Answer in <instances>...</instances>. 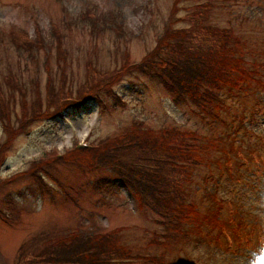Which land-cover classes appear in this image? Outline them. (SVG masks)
Segmentation results:
<instances>
[{
    "label": "rangeland",
    "instance_id": "rangeland-1",
    "mask_svg": "<svg viewBox=\"0 0 264 264\" xmlns=\"http://www.w3.org/2000/svg\"><path fill=\"white\" fill-rule=\"evenodd\" d=\"M173 1L0 0V31L4 30L3 35L0 34V91L4 97L11 96V103H19L18 90L14 92L7 83V79H13L16 84L24 85L25 99L30 103L37 90L43 98L46 84L57 85L64 76L75 89L85 80L88 64L100 70L111 69L117 66L116 61L124 51L130 54L131 62L138 63L154 47ZM86 12L97 19L112 15L123 23L125 31L116 34L109 28L97 29L86 19ZM183 12L181 9L178 15ZM211 21L222 26L230 25L250 42L257 41L259 46H264V0H233L226 7L214 10ZM99 23L98 27L105 26L100 20ZM10 27L24 30L30 38L41 36L46 45L31 51L18 50L6 35L5 31ZM39 31L41 34L37 35ZM114 90L123 105L103 94L100 103L79 110H66L51 119L37 120L27 132L14 136L0 168V178H9L0 184V209L6 207L5 202L1 203L3 200H10L18 222L0 219V264H12L23 241L45 235L50 239L71 230L86 234L118 227L123 229L124 242L134 252L158 254L161 251L145 246L157 230L153 215L144 207H138L129 191L109 172L70 163L52 165L49 167L52 177L64 184L62 190L61 186H55L53 197L30 176L31 162L44 155V151L56 149L62 152L75 141L114 136L134 119H142L155 128L176 125L206 134L214 129H224L222 125L214 128L195 116L191 105L173 103L160 84L137 72L125 76ZM222 95L230 106V113L246 115V120L254 112L258 99L255 95L226 89ZM224 117L228 126L234 123L229 114ZM227 130L230 131L231 127ZM238 137L240 141L233 147L241 156L243 154L244 160L236 157L234 150L228 151L232 161L231 176L221 173V166L213 163L209 169H197L188 188L200 212L203 213L206 206H215L206 194V191H212L221 200L225 213L222 218L236 211V217L241 216L250 224L257 216V228L264 233V145H260L261 140L264 141V108L253 115L249 127L239 125ZM4 141L6 133L0 122V144ZM218 155L223 161L222 155ZM251 156L254 159L259 156L263 161L257 159L255 162ZM210 171L219 176L218 182L204 181ZM67 186L73 188L71 196L77 206L64 196ZM92 213H97L93 216L94 229ZM217 231L212 228V233ZM205 232L207 234L202 233L203 239L199 238V242L184 249V253L198 258L197 262L264 264V247L260 250L258 246L245 248L233 242V247L229 248L224 238L219 237L217 243L210 230ZM42 239L36 242L37 245L43 243ZM168 263L182 264L175 254L173 260L168 258Z\"/></svg>",
    "mask_w": 264,
    "mask_h": 264
},
{
    "label": "trees",
    "instance_id": "trees-1",
    "mask_svg": "<svg viewBox=\"0 0 264 264\" xmlns=\"http://www.w3.org/2000/svg\"><path fill=\"white\" fill-rule=\"evenodd\" d=\"M231 1L174 0L154 47L138 63L132 65L130 54L124 51L116 61L117 66L111 69L100 70L88 64L85 80L75 89L64 76L57 85L46 84L43 98L37 90L28 103L24 85L7 79L14 92L18 90L20 102L11 103V96L4 97L0 91V122L6 133V141L0 148V163L14 136L28 130L37 120L57 117L68 108L78 109L91 101L100 103L103 94L122 105L114 86L134 72L160 84L173 103L191 105L195 116L214 128L217 125L224 127L222 131L214 129L206 134L176 125L155 128L142 119H134L114 136L90 140L89 147H77L74 142L60 156H54L57 153L54 149L34 158L30 176L45 191H50L52 197L56 189L46 182L47 178L62 189L64 185L52 177L49 171L52 165L62 162L109 172L114 180L127 188L138 207H144L153 215L157 230L145 246L161 251L158 254L134 252L124 242L123 229L118 227L86 234L71 230L50 239L45 235L23 241L12 264H169L168 258L173 260L174 254L178 262L190 264L182 250L199 242V238L203 239L202 233L207 234L205 231L212 233L213 227L218 229L212 233L215 242H219V237L224 238L229 248L233 247V242L237 246H247L260 241L255 225L247 224L241 216L236 217V211L222 218L225 213L221 200L212 191H206V194L215 206L210 208L206 204L205 211L200 212L188 188L197 169H209L215 163L221 166V173L231 176L232 161L228 151L234 150L236 157H241L233 145L240 141L239 125L247 128L244 125L246 115L230 113L222 91L264 94V46H259L257 41L250 42L230 25L211 21L214 10L226 7ZM181 9L184 12L178 15ZM84 15L97 29L109 28L116 34L125 31L123 23L112 15L106 19H97L89 12ZM99 20L105 26L98 27ZM3 33L0 31L1 35ZM16 33L11 28L8 38L18 50L31 51L44 45L41 36L30 38L24 30ZM225 114L234 118L233 124L228 126ZM249 115L247 122L252 120L253 113ZM260 145H264L263 140ZM217 177L210 171L204 181L218 182ZM5 181L0 179V184ZM65 192L64 196L77 206L71 196L73 188L67 186ZM4 202L6 207L0 209V219L5 222L17 220L13 215L16 212L13 203L8 199L1 203ZM39 239L43 243L37 245ZM195 259L198 258L193 257Z\"/></svg>",
    "mask_w": 264,
    "mask_h": 264
}]
</instances>
